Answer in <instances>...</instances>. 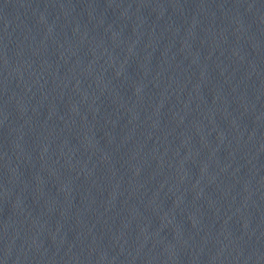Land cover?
Returning <instances> with one entry per match:
<instances>
[{"label":"water","instance_id":"1","mask_svg":"<svg viewBox=\"0 0 264 264\" xmlns=\"http://www.w3.org/2000/svg\"><path fill=\"white\" fill-rule=\"evenodd\" d=\"M0 264H264V0H0Z\"/></svg>","mask_w":264,"mask_h":264}]
</instances>
